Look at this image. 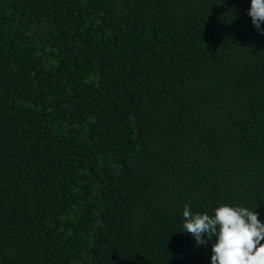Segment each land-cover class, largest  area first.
Segmentation results:
<instances>
[{"label":"trees","instance_id":"16d2710c","mask_svg":"<svg viewBox=\"0 0 264 264\" xmlns=\"http://www.w3.org/2000/svg\"><path fill=\"white\" fill-rule=\"evenodd\" d=\"M250 4L0 0V264H211L185 204L264 222Z\"/></svg>","mask_w":264,"mask_h":264},{"label":"clouds","instance_id":"9594fccd","mask_svg":"<svg viewBox=\"0 0 264 264\" xmlns=\"http://www.w3.org/2000/svg\"><path fill=\"white\" fill-rule=\"evenodd\" d=\"M248 15L255 28L264 34V0H251ZM183 229L197 246L210 241L211 264H264V222L259 213L243 206L223 204L213 214L192 212L184 205Z\"/></svg>","mask_w":264,"mask_h":264}]
</instances>
